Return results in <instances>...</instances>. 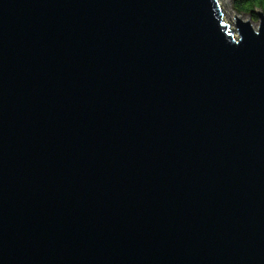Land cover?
<instances>
[{
    "label": "water",
    "instance_id": "obj_1",
    "mask_svg": "<svg viewBox=\"0 0 264 264\" xmlns=\"http://www.w3.org/2000/svg\"><path fill=\"white\" fill-rule=\"evenodd\" d=\"M256 16L0 0V264H264Z\"/></svg>",
    "mask_w": 264,
    "mask_h": 264
},
{
    "label": "rangeland",
    "instance_id": "obj_2",
    "mask_svg": "<svg viewBox=\"0 0 264 264\" xmlns=\"http://www.w3.org/2000/svg\"><path fill=\"white\" fill-rule=\"evenodd\" d=\"M221 5L222 12L224 14V20L227 25L231 27V30H236V20L240 19L242 22H247L252 20L254 27L257 29L259 25V20L252 19L250 15H238L235 12L233 0H218ZM255 13L261 14V11H256Z\"/></svg>",
    "mask_w": 264,
    "mask_h": 264
},
{
    "label": "trees",
    "instance_id": "obj_3",
    "mask_svg": "<svg viewBox=\"0 0 264 264\" xmlns=\"http://www.w3.org/2000/svg\"><path fill=\"white\" fill-rule=\"evenodd\" d=\"M235 12L238 15H250L257 20L256 11L264 13V0H233Z\"/></svg>",
    "mask_w": 264,
    "mask_h": 264
},
{
    "label": "bare ground",
    "instance_id": "obj_4",
    "mask_svg": "<svg viewBox=\"0 0 264 264\" xmlns=\"http://www.w3.org/2000/svg\"><path fill=\"white\" fill-rule=\"evenodd\" d=\"M239 20V19H238ZM225 21V20H224Z\"/></svg>",
    "mask_w": 264,
    "mask_h": 264
}]
</instances>
